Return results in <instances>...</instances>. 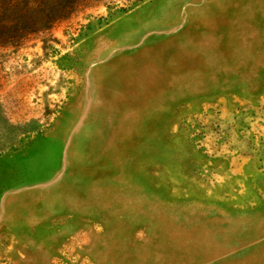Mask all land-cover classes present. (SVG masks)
Segmentation results:
<instances>
[{"label": "rangeland", "instance_id": "obj_1", "mask_svg": "<svg viewBox=\"0 0 264 264\" xmlns=\"http://www.w3.org/2000/svg\"><path fill=\"white\" fill-rule=\"evenodd\" d=\"M0 264H264V0H76L0 43Z\"/></svg>", "mask_w": 264, "mask_h": 264}, {"label": "trees", "instance_id": "obj_2", "mask_svg": "<svg viewBox=\"0 0 264 264\" xmlns=\"http://www.w3.org/2000/svg\"><path fill=\"white\" fill-rule=\"evenodd\" d=\"M75 4L76 0H0V43H15L30 32L48 28Z\"/></svg>", "mask_w": 264, "mask_h": 264}]
</instances>
